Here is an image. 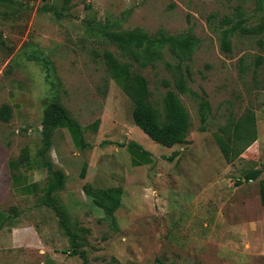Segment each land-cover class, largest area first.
Listing matches in <instances>:
<instances>
[{
  "label": "rangeland",
  "instance_id": "obj_1",
  "mask_svg": "<svg viewBox=\"0 0 264 264\" xmlns=\"http://www.w3.org/2000/svg\"><path fill=\"white\" fill-rule=\"evenodd\" d=\"M12 2L0 3V108H12L10 120L0 121V208L13 207L6 195L8 162L24 149L36 155L52 101L76 122L100 120L91 182L96 189L121 188L122 197L111 216L97 207L85 191L90 184L76 179L78 156L56 134L54 157L66 165V185L51 201L36 196L18 202L15 215L31 223L38 238L34 234L26 247L0 249V264H82L74 248L88 264H264V30L244 31L264 19V0ZM225 19L230 21L223 25ZM233 25L225 53L222 32ZM134 28L195 43L189 53L166 48L146 67L131 61L158 111L169 89L179 93L191 124L183 145H158L134 125L133 104L102 60L104 51L118 53L105 29ZM179 78L186 93L175 86ZM201 102L209 106L203 125ZM248 110L256 119V141L227 163L214 134L222 135L221 128ZM129 140L151 153L154 163L132 166ZM254 171L259 177L246 180Z\"/></svg>",
  "mask_w": 264,
  "mask_h": 264
},
{
  "label": "trees",
  "instance_id": "obj_2",
  "mask_svg": "<svg viewBox=\"0 0 264 264\" xmlns=\"http://www.w3.org/2000/svg\"><path fill=\"white\" fill-rule=\"evenodd\" d=\"M69 0H65L67 2ZM1 4H12V0H0ZM229 19L224 20V24L229 23ZM237 29L232 26L222 32L221 50L225 53L231 51L229 37ZM264 30V19L257 28L245 29L248 33H259ZM106 38L112 43L118 53L113 54L110 51H104L102 60L111 75L112 80L117 87L129 98L133 104L132 119L134 125L139 128L154 143L171 149L175 146L183 145L190 131L189 114L179 99V93L169 89L162 100V111H158L150 101L151 93L148 88V82L141 74L132 70L131 61L139 63L146 67L160 59L164 49H170L171 52L189 53L195 46V43L182 36H172L159 32L154 36L148 35L140 28H134L127 31H110L105 29ZM47 68L48 64L43 62ZM48 69V68H47ZM49 73V70H48ZM175 86L180 93H186L187 89L182 78L175 82ZM209 106L206 102H201L199 106L200 120L202 125L206 122ZM12 108L4 104L0 108V121L8 122L11 118ZM255 116L248 110L241 118L236 121L230 120L228 124L220 129L222 135L214 134L216 144L227 163L236 160L251 143L256 141ZM42 126H53L57 128H66L71 133L77 131L81 137V128L74 121L68 111L57 102L52 101L45 109L41 121ZM204 131V127L200 128ZM48 146L44 140V149L37 154L41 158L45 148ZM82 146H84L82 142ZM242 146V147H241ZM130 155L139 157L145 164L152 163V155L144 150L139 144L130 141L126 146ZM28 153L24 149L20 162L27 161ZM169 160H171L169 158ZM52 181L45 190V198L49 201L54 197V193L63 188L64 176L59 171H51L50 166L45 164ZM260 175L259 171H254L246 175V180H256ZM87 194L93 195V203L101 208L107 216H111L121 204L122 190L118 187L106 189H93L85 187ZM260 203L264 207V180L259 183ZM15 209H10L6 218L14 216ZM62 213L59 212V215ZM73 256H79L82 264H88L85 253L74 248Z\"/></svg>",
  "mask_w": 264,
  "mask_h": 264
},
{
  "label": "crops",
  "instance_id": "obj_3",
  "mask_svg": "<svg viewBox=\"0 0 264 264\" xmlns=\"http://www.w3.org/2000/svg\"><path fill=\"white\" fill-rule=\"evenodd\" d=\"M77 123L81 128L82 138H80L77 131L71 133L66 128L41 125V136L43 143L36 155L34 157H30L28 154L29 159L24 163L20 162L21 155L17 159H13L8 162L10 185L7 188L6 195L7 200L12 202L11 206L13 207L10 209L17 207L18 202L20 203L25 199H31L36 196H45L44 192L48 184L52 181L45 164L50 166L51 171H59L63 174V188L65 187L69 172L64 167L66 165L58 163L54 157L53 139L56 134L64 136L65 140L68 139L69 141L67 143L70 144L71 149L74 151L76 156H78L79 162L76 165V179L83 184H90L91 188L96 189L94 188L91 181L92 172L96 168V164L93 161V157L95 155L94 148L98 139L103 134L101 133L102 129L100 120L96 118L89 123ZM44 140L48 146L45 148L42 157L38 158V152L44 149ZM130 141L131 140H129L125 145V149ZM82 142L84 146H82ZM129 157L130 164L134 167H142L145 165L149 166L154 163L152 161L150 164H145L140 160L139 157H135L134 155L130 154ZM21 168H24V170L22 171ZM63 188L61 190H63ZM60 191L54 193V197ZM1 201H3V197ZM10 209L0 208V249L29 246L31 241L34 239L33 235L35 234L38 238V233L34 229V226L28 221L24 220L22 218L23 216L21 215H14L10 218H6L7 214L10 212ZM14 209L16 211V208ZM45 231L49 232V229L46 228Z\"/></svg>",
  "mask_w": 264,
  "mask_h": 264
}]
</instances>
